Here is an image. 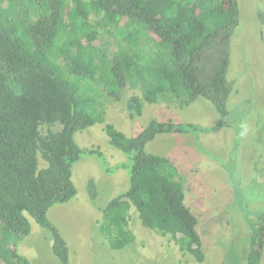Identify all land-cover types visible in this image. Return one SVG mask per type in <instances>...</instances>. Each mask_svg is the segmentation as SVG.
Wrapping results in <instances>:
<instances>
[{"label": "trees", "instance_id": "obj_1", "mask_svg": "<svg viewBox=\"0 0 264 264\" xmlns=\"http://www.w3.org/2000/svg\"><path fill=\"white\" fill-rule=\"evenodd\" d=\"M1 1L0 264H30L11 241L30 233L27 215L51 233L52 253L67 264L68 247L47 212L75 196L71 167L83 151L101 156L73 139L97 120L89 108L90 92L98 90L88 84L101 83L117 98L127 86L138 90L126 101L130 118L141 114L144 103L186 104L202 97L221 115V125L231 92L226 75L230 37L239 24L237 0H5L4 8ZM104 35L117 43L111 53L101 42ZM185 127L152 119L127 137L104 125L111 146L133 153L127 189L101 210L99 231L112 248L134 241V209L143 226L203 261L182 175L169 158L144 150L157 134H182ZM87 188L94 200L93 180ZM255 244L253 237L249 264L258 260Z\"/></svg>", "mask_w": 264, "mask_h": 264}, {"label": "rangeland", "instance_id": "obj_2", "mask_svg": "<svg viewBox=\"0 0 264 264\" xmlns=\"http://www.w3.org/2000/svg\"><path fill=\"white\" fill-rule=\"evenodd\" d=\"M6 5L2 0L1 6ZM237 6L239 24L230 37L226 75L231 92L221 125L216 126L221 115L202 97L186 104L177 99L144 103L141 114L130 118L126 101L138 90L127 86L117 98L101 83L88 84L89 90L91 86L98 90H90L94 107L89 108L97 120L74 132L73 139L82 150L98 148L101 156L83 151L71 167L75 196L47 212L68 247L67 264H249L253 237L259 254L256 264H264V0H237ZM37 7L44 13L41 2ZM101 42L109 53L116 49L109 35ZM152 119L186 126L182 134H157L144 150L169 158L182 175L185 204L197 218L202 262L168 236L143 226L134 209L129 220L131 244L114 249L99 231L102 208L128 187L133 154L111 146L104 125L112 124L132 137ZM90 179L97 190L94 200L88 194ZM27 218L30 233L11 239L16 251L30 264H62L52 253L51 233Z\"/></svg>", "mask_w": 264, "mask_h": 264}]
</instances>
